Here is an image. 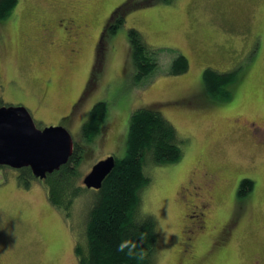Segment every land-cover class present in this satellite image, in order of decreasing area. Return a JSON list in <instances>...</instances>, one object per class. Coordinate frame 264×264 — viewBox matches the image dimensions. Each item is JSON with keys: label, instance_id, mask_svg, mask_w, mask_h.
Returning a JSON list of instances; mask_svg holds the SVG:
<instances>
[{"label": "rangeland", "instance_id": "rangeland-1", "mask_svg": "<svg viewBox=\"0 0 264 264\" xmlns=\"http://www.w3.org/2000/svg\"><path fill=\"white\" fill-rule=\"evenodd\" d=\"M137 1L145 0H18L0 21V99L26 107L39 128L69 130L84 149L80 185L96 161L124 154L131 110L158 108L185 141L179 161L148 167L142 205L157 222V264H264V0L139 5L106 34L114 10ZM129 27L157 50L156 70L139 83ZM179 52L188 68L170 75ZM207 66L235 72L228 100L205 95ZM99 100L105 121L87 142L81 125ZM16 175L0 167V264H78L89 193L76 197L67 218L43 182L22 187ZM242 178L253 186L238 198Z\"/></svg>", "mask_w": 264, "mask_h": 264}, {"label": "trees", "instance_id": "trees-1", "mask_svg": "<svg viewBox=\"0 0 264 264\" xmlns=\"http://www.w3.org/2000/svg\"><path fill=\"white\" fill-rule=\"evenodd\" d=\"M171 1L145 0L143 4L139 1L122 4L104 24V31L114 34L124 24L125 13L131 7L154 2L169 4ZM17 3L18 0H0V21L10 15ZM127 37L133 79L139 83L156 70L157 50L135 27L127 28ZM187 68L188 59L179 52L172 59L168 72L177 75ZM235 79L234 71H218L209 66L201 75L204 93L211 101L228 100ZM1 105L4 103L0 99ZM106 113L105 101L99 100L92 105L81 125L84 141L90 142L100 133ZM184 141L158 108L140 106L130 112L123 138L124 154L114 156V166L100 187L88 188L83 182V185L78 183L77 167L84 149L75 142L68 160L43 178L35 177L29 166L14 169L17 170V182L22 187H28L35 180L43 182L48 201L63 211L67 218L76 197L84 191L89 193L81 231L76 226L78 241H75L74 253L78 264H157V222L152 214L143 211L142 205L144 192L151 180L148 167L179 161L183 156ZM5 166L0 165L2 168ZM252 186L250 178H242L237 197H244Z\"/></svg>", "mask_w": 264, "mask_h": 264}, {"label": "water", "instance_id": "water-1", "mask_svg": "<svg viewBox=\"0 0 264 264\" xmlns=\"http://www.w3.org/2000/svg\"><path fill=\"white\" fill-rule=\"evenodd\" d=\"M74 140L63 125L39 128L23 105L0 106V165L29 166L35 177L43 178L68 160ZM112 154L96 161L83 176L86 187L98 188L114 166Z\"/></svg>", "mask_w": 264, "mask_h": 264}, {"label": "flooded vegetation", "instance_id": "flooded-vegetation-1", "mask_svg": "<svg viewBox=\"0 0 264 264\" xmlns=\"http://www.w3.org/2000/svg\"><path fill=\"white\" fill-rule=\"evenodd\" d=\"M61 24V22H59ZM204 205L202 204L200 207L202 208ZM203 214V211H201V215ZM220 236H223V234H219Z\"/></svg>", "mask_w": 264, "mask_h": 264}]
</instances>
